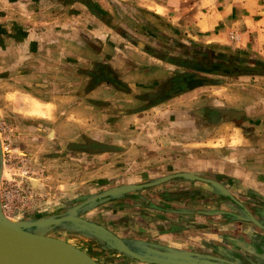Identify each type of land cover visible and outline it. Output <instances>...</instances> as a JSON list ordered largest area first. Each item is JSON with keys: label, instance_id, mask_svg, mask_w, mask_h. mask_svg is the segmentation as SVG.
Instances as JSON below:
<instances>
[{"label": "crops", "instance_id": "crops-1", "mask_svg": "<svg viewBox=\"0 0 264 264\" xmlns=\"http://www.w3.org/2000/svg\"><path fill=\"white\" fill-rule=\"evenodd\" d=\"M148 12L185 41L163 43ZM189 41L264 68V0H0V119L60 163V186L76 189L85 164L93 194L169 176L81 213L131 247L264 264V88L219 80L163 97Z\"/></svg>", "mask_w": 264, "mask_h": 264}, {"label": "water", "instance_id": "water-1", "mask_svg": "<svg viewBox=\"0 0 264 264\" xmlns=\"http://www.w3.org/2000/svg\"><path fill=\"white\" fill-rule=\"evenodd\" d=\"M200 72H214L222 75H238L242 73H264V69L255 67L234 65L207 67L197 64L193 67ZM214 80L188 73L181 75L178 82L184 85L178 86L176 92L193 86L212 83ZM172 89V88H171ZM167 98L170 93L164 92ZM89 142V140H88ZM2 174V158L0 156V178ZM175 177L189 178L187 173H177ZM152 181L147 184H122L93 194L72 206H67L63 212L41 215L38 217H26L15 221L7 219L0 207V264H80L77 259L61 251L55 244V240L67 242L61 237L52 236L49 231H63L73 233L87 240L97 241L102 248L114 250L129 258L148 264H236L226 262L204 253L182 249H159L156 246L139 244L131 247L124 239L108 230L103 225L85 219L81 213L94 203L108 197H114L128 191L148 187L164 180ZM64 206V205H63ZM71 247L86 255L90 264H100L91 255L82 249L67 242Z\"/></svg>", "mask_w": 264, "mask_h": 264}, {"label": "rangeland", "instance_id": "rangeland-1", "mask_svg": "<svg viewBox=\"0 0 264 264\" xmlns=\"http://www.w3.org/2000/svg\"><path fill=\"white\" fill-rule=\"evenodd\" d=\"M135 13V12H133ZM134 15V14H133ZM138 17L142 18L143 15L141 12H138L136 14ZM148 20H151L155 26H158L160 30H163L164 36L161 37L159 33L156 35L163 43H170L169 40H167L168 34H174V39L176 43L178 41L182 42L185 41V36L182 34V32H173V27H171V24L169 23L166 16H159L156 17L152 15L150 12H148ZM150 21V22H151ZM153 25V26H154ZM149 28V27H148ZM151 29V27H150ZM153 30V29H152ZM231 34V33H230ZM229 34V38H230ZM235 34V33H234ZM237 39V37H236ZM231 40V39H230ZM233 41V40H232ZM189 46L192 48H196L199 50L201 48L199 44H201L198 41H189ZM202 49V48H201ZM214 49V48H213ZM216 49L224 50L225 48L217 47ZM203 50V49H202ZM214 52L218 53V51ZM227 52V53H226ZM223 56H226V60L228 63H236L242 66H253V67H259V63L252 62L250 58L247 56L241 57L240 55L236 54L234 50L231 51H225ZM177 68V67H176ZM215 78L218 79L215 83H218L219 80L223 81V83H233L236 86H246L251 88V86H255L256 88L259 87V89L264 88V75L262 76H253V75H240V76H216ZM210 87V86H208ZM14 120H9L6 118L0 119V139L3 142L2 144V152H1V158H2V174L0 178V188L4 186V182L6 180H9L11 182L12 179V188L15 187H31L32 191L36 193L37 198L39 199V205L37 210L31 211L30 213L20 217V218H9L10 220H16V219H23L26 217H38L41 215H51L62 212V210L59 209H53L49 208L47 204H54L61 202L62 200H66L67 198H71L68 203L69 204H75L83 199L93 195V193L99 191L98 187L96 189H92V185H88L89 179L86 176H89L90 174V166L88 164L84 165L85 172L80 169H78V175L80 176L77 182H79V185L76 186V189L72 188L69 189L68 186H63L60 184H63L62 182H67L69 179L63 173L62 169L60 168V163L53 164L52 167L50 165L49 159V153H45V151H39L38 153L32 152L27 147H25L24 140L21 139L19 136V131L17 132ZM3 128V129H2ZM40 140H43V136L40 137ZM8 145V148H5V145ZM30 146V143L28 144ZM31 147V146H30ZM19 157V158H18ZM57 157V154H56ZM21 158L25 159L24 163L21 162ZM40 159V160H39ZM19 161V164L17 163ZM78 162V161H77ZM21 164H26L29 168L31 167L32 171L34 173L32 174H25L23 172V167H21ZM74 168H76V164L73 165ZM81 166V164H80ZM81 168V167H80ZM76 170L74 169L71 173L72 179L76 176ZM88 173V175H87ZM84 176V183H81L80 179ZM71 181V180H70ZM69 181V183H70ZM75 182V181H74ZM88 182V183H87ZM81 184V185H80ZM75 185V184H74ZM73 185V186H74ZM114 185V184H110ZM110 186H106L108 188ZM90 188V189H89ZM101 188V190L106 189ZM69 189V190H68ZM50 198V201H49ZM49 202V203H47ZM65 204V206H69V204ZM62 208V207H61ZM49 234L52 236L61 237L67 242L73 244L74 246L82 249L89 255H91L98 263L100 264H139L135 260L126 257L125 255H117L115 257L107 256L106 254L110 255L113 250L108 249H99V243L97 241L87 240L85 238L78 239L77 236L73 235H67V233L63 231H49Z\"/></svg>", "mask_w": 264, "mask_h": 264}, {"label": "built area", "instance_id": "built-area-1", "mask_svg": "<svg viewBox=\"0 0 264 264\" xmlns=\"http://www.w3.org/2000/svg\"><path fill=\"white\" fill-rule=\"evenodd\" d=\"M237 35L234 33L230 34L231 40H236ZM3 129V128H2ZM4 145V141L2 142ZM5 148H8V145H5ZM19 158V157H18ZM24 163L25 159H20ZM19 164V161H17ZM23 167V172L25 174H32L31 167L29 168L26 164H21ZM14 179L11 180V182ZM9 180L4 182V186L0 188V207L3 214L9 218H20L31 211L37 210L39 205V199L36 196V193L32 191L31 187H21L17 186L12 188Z\"/></svg>", "mask_w": 264, "mask_h": 264}, {"label": "flooded vegetation", "instance_id": "flooded-vegetation-1", "mask_svg": "<svg viewBox=\"0 0 264 264\" xmlns=\"http://www.w3.org/2000/svg\"><path fill=\"white\" fill-rule=\"evenodd\" d=\"M190 50V51H189ZM187 50L186 52H182V53H179L178 55L180 56L179 59H177V62L179 63V67L182 69L180 71H175V76L173 77V82L171 83V85H169V87L167 89H165L164 91L165 92H168L170 93L171 95L175 94L176 93V90H177V87L178 86H182L184 85L183 83H180L178 82L179 80V77L181 75H184L185 73L184 70H189V74L190 73H196V75H199V76H204V75H201L199 71L195 70L193 67L194 65H197V64H201V65H205L207 67H211L213 65H216V66H227V65H231V66H234V65H239V64H234V63H228L227 60L225 59L226 56H219V54H217L216 52H213L211 50H208V51H204L202 49H199L197 50L195 47L191 50L189 49ZM186 55L187 59L185 60H182L181 58ZM182 60V61H181ZM249 67H253V66H249ZM255 68H258V69H264L262 67H255ZM204 74H206L205 72H203ZM209 76V78L212 80H214L212 83H215L216 81H218L217 78H215L216 76L218 77H221V76H240V75H254V73H242V74H238V75H222V74H216L214 72H209L207 73ZM208 84V82L206 83ZM172 88V89H171ZM187 89H184L182 91H185ZM181 91V92H182ZM1 152H2V141L0 139V156H1ZM216 258H219L220 260H223V261H226V262H233V263H236V264H239L238 262H235V261H230V260H227V259H223L221 257H217V256H214Z\"/></svg>", "mask_w": 264, "mask_h": 264}, {"label": "bare ground", "instance_id": "bare-ground-1", "mask_svg": "<svg viewBox=\"0 0 264 264\" xmlns=\"http://www.w3.org/2000/svg\"><path fill=\"white\" fill-rule=\"evenodd\" d=\"M5 217L7 219H9V217H7V216H5ZM12 221H15V220H12ZM55 244L64 253L73 255L80 264H90L89 260L86 258L85 254H83V253L79 252L78 250H76L75 248L71 247L69 244H67V242L65 243V241L55 240Z\"/></svg>", "mask_w": 264, "mask_h": 264}]
</instances>
